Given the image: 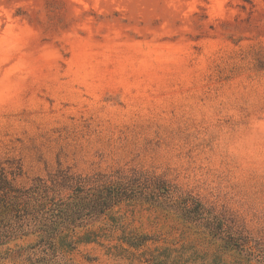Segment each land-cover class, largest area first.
I'll return each instance as SVG.
<instances>
[{
	"label": "rangeland",
	"instance_id": "obj_1",
	"mask_svg": "<svg viewBox=\"0 0 264 264\" xmlns=\"http://www.w3.org/2000/svg\"><path fill=\"white\" fill-rule=\"evenodd\" d=\"M3 178L90 217L63 243L10 217L0 264L243 260L219 238L264 244V0H0Z\"/></svg>",
	"mask_w": 264,
	"mask_h": 264
},
{
	"label": "trees",
	"instance_id": "obj_2",
	"mask_svg": "<svg viewBox=\"0 0 264 264\" xmlns=\"http://www.w3.org/2000/svg\"><path fill=\"white\" fill-rule=\"evenodd\" d=\"M43 187V185H38L33 191L31 189L20 190L6 179L3 178L1 180L0 192L2 194L0 195L4 198L5 205H2L3 209L0 210V246L5 244L15 234L16 228L10 226V217H17L22 220V223L26 219L25 222L28 223L26 226L34 228V233H37L40 241L49 243H53L55 239H58L62 243L65 242L68 237L67 232L76 226L78 227V221L86 216L90 217L89 214L83 215L84 208L80 207L79 198H74L71 202L62 201L61 199L55 200L54 198L39 194L42 192L41 189ZM108 194L113 193L105 191V196ZM109 196L111 197V195ZM30 197L35 200L36 205H34V208L28 203V198ZM112 198H115V196L112 195ZM105 206L108 208L109 205H103V209H105ZM16 213L19 216H16ZM99 213L101 214L102 212L99 211ZM32 219L34 223L29 224L28 221ZM206 228L209 230L208 234L215 238V235L211 233L212 227L210 223H208ZM214 228L217 232L215 234L222 236L221 232L223 230L221 224H217ZM63 232H66V234ZM225 236L219 238L223 243V249L233 250L243 259L234 261L231 264H249L252 259L256 261V264H264V244L254 242V245H249L251 240L246 236L241 237L239 235L238 238L231 235ZM201 264L227 263L222 262L215 256L210 262H202Z\"/></svg>",
	"mask_w": 264,
	"mask_h": 264
}]
</instances>
